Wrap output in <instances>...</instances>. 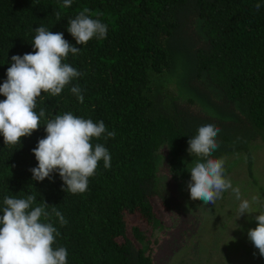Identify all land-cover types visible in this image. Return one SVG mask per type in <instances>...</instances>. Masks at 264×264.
Here are the masks:
<instances>
[{
    "label": "trees",
    "instance_id": "obj_1",
    "mask_svg": "<svg viewBox=\"0 0 264 264\" xmlns=\"http://www.w3.org/2000/svg\"><path fill=\"white\" fill-rule=\"evenodd\" d=\"M84 8L108 25L106 39L76 44L68 20ZM39 26L63 33L81 48L64 62L83 75L55 97L42 93L35 109L45 110L42 125L21 144L6 145L0 134V208L5 196L35 195L36 205L45 201L49 222L60 233L53 247L67 249L68 264H158L148 245L137 247L145 240L138 227L128 235L127 218L137 213L156 228L151 200L159 194L160 152L168 153L170 174L178 183L191 177L198 158L188 153V140L200 126L220 128L212 158H223L233 187L238 180L259 178L264 0H72L70 7L63 0H0V85L11 57L34 51L31 42ZM76 85L82 103L70 90ZM5 99L0 94V101ZM66 112L102 120L116 133L90 141L93 148L101 143L109 150L111 166L105 168L101 160L84 193L64 191L58 172L41 182L30 171L38 166L32 149L47 135L43 124ZM53 207L67 224H60Z\"/></svg>",
    "mask_w": 264,
    "mask_h": 264
},
{
    "label": "clouds",
    "instance_id": "obj_2",
    "mask_svg": "<svg viewBox=\"0 0 264 264\" xmlns=\"http://www.w3.org/2000/svg\"><path fill=\"white\" fill-rule=\"evenodd\" d=\"M72 0H63V6L70 7ZM258 11L261 4L255 5ZM91 10L84 8L75 18H69L67 31L76 44L86 45L94 37L106 39L108 25L99 18L93 19ZM60 19V13H55ZM31 42L33 52L23 56L11 57L12 64L7 69V79L0 85V94L6 97L0 101V134L6 145L21 144L22 137H28L38 130L45 110H35L42 93L50 96L59 95L71 82L83 74L64 62L69 54L78 55L81 48L70 44L63 33H54L44 26L35 29ZM72 94L82 103V89L71 87ZM46 137L39 139L32 149L38 166L31 168L32 179L43 181L59 174L65 187L64 191L72 194L88 190L89 178L96 175L98 163L102 160L105 168L111 166L109 150L101 143L94 148L93 138L107 140L114 138L115 131H108L105 123L77 117L71 112L55 115L48 119ZM220 132L215 124L209 123L198 128L197 134L188 140V153L198 159L190 169L191 179L187 189L192 200H201L204 205H214L222 198V193L231 189L238 200L241 199L239 187H233L226 175L223 158H212L219 144ZM169 170V166L167 165ZM171 175V174H170ZM175 181H179L174 179ZM258 202L253 196L251 202L244 199L239 204V217L251 214L252 204ZM4 207L0 208V264H68V251L65 247H56V237L60 235L53 223L49 222L48 204L36 205V196L26 198L5 196ZM52 213L59 218L61 225L67 224L61 212L55 207ZM255 216L257 227L248 230V239L264 257V211ZM145 242V240H144ZM139 244V243H138ZM256 253H254L255 255Z\"/></svg>",
    "mask_w": 264,
    "mask_h": 264
},
{
    "label": "rangeland",
    "instance_id": "obj_3",
    "mask_svg": "<svg viewBox=\"0 0 264 264\" xmlns=\"http://www.w3.org/2000/svg\"><path fill=\"white\" fill-rule=\"evenodd\" d=\"M159 159L160 168L155 175L159 194L151 200L157 215L156 228L137 213L127 218L128 235L131 237L132 228L138 227L145 237V242L136 243L137 247L148 245L158 264H264V257L247 236L248 230L257 227L255 216L264 211V167L255 177L259 178L238 180L234 185L240 189V200L233 191H228L214 205H204L203 201L190 198L187 183L191 177L178 183L170 175L165 150H161ZM256 160L257 166L260 160ZM262 160L264 164V158ZM253 196L258 197V202L252 204L255 212L239 217V204L244 199L251 202ZM185 220L194 227H190L192 230L181 248L171 237L179 236ZM150 228L153 229L151 235L147 231Z\"/></svg>",
    "mask_w": 264,
    "mask_h": 264
},
{
    "label": "flooded vegetation",
    "instance_id": "obj_4",
    "mask_svg": "<svg viewBox=\"0 0 264 264\" xmlns=\"http://www.w3.org/2000/svg\"><path fill=\"white\" fill-rule=\"evenodd\" d=\"M192 225H193V223H191V222L188 223V221L185 220V223L183 224V228H182L179 236L175 235V236L171 237V241H174L178 247L183 246L185 244V241H186L188 234L190 233V231L194 227ZM190 227H192V228H190ZM147 231L149 232V235H151V233L153 232V229L150 228V230H147Z\"/></svg>",
    "mask_w": 264,
    "mask_h": 264
}]
</instances>
